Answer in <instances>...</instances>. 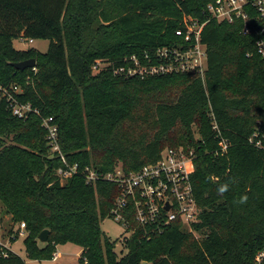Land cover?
Here are the masks:
<instances>
[{
    "label": "trees",
    "instance_id": "16d2710c",
    "mask_svg": "<svg viewBox=\"0 0 264 264\" xmlns=\"http://www.w3.org/2000/svg\"><path fill=\"white\" fill-rule=\"evenodd\" d=\"M210 1L0 0V85L18 86V100L39 111L18 118L0 100V207L15 226L25 223L27 257L51 259L58 244L71 242L81 248V264H256L264 248V63L255 33L210 18ZM184 16L205 22L203 78L113 72L126 57L182 42L176 31ZM20 37L50 43L45 53L18 50L13 40ZM27 59L33 68L11 65ZM97 60L110 64L94 72ZM42 117L53 118L67 162L78 164L65 181ZM212 117L228 142L224 153ZM178 147L192 152L201 208L193 230L201 238L177 223L160 231L142 226L129 206L131 233L121 234L125 253L118 257V239L105 236L100 223L112 218L119 189L102 179L87 183L83 169L120 166L129 174ZM44 229L49 235L41 243ZM8 234L17 237L14 228ZM0 264L25 261L8 250Z\"/></svg>",
    "mask_w": 264,
    "mask_h": 264
},
{
    "label": "built area",
    "instance_id": "2783aa9c",
    "mask_svg": "<svg viewBox=\"0 0 264 264\" xmlns=\"http://www.w3.org/2000/svg\"><path fill=\"white\" fill-rule=\"evenodd\" d=\"M210 18L227 23L238 22L244 35L254 32L256 35L255 51L264 63V0H212L205 8ZM255 21V24L252 21ZM183 28L176 34L182 42L172 46L157 47L153 53L144 52L140 56L131 55L114 67L115 74L125 77L146 78L157 75L188 73L204 77L207 69V49L201 41V31L205 22H199L191 16H184ZM110 63L97 60L93 66L96 72ZM21 90L16 85H0V100H5L12 115L27 118L30 113L39 114L30 103L18 100ZM213 118V117H212ZM42 126L47 134L50 152L59 157L62 165L56 170L61 181L67 180L78 171V164H69L60 148L58 125L52 117H42ZM212 129L219 138V150L227 151L228 142L222 137L218 124L212 119ZM255 136V135H253ZM260 146V142L255 143ZM192 152L185 153L182 147L164 149L158 160L142 166L138 171L125 174L118 166L114 171L100 173L90 166L83 169L87 183L98 179L114 183L119 193L111 209L112 219L124 227V237L129 236L130 224L124 213L133 210L135 221L142 226H154L155 230L177 223L188 232H194L193 224L200 220L199 207L192 190L189 164ZM17 237H25V223L21 222L14 229ZM11 234L8 238L13 237ZM123 237V238H124ZM122 238V239H123ZM1 241L0 254L10 250L8 242ZM11 251V250H10ZM59 253L54 252L53 260ZM264 248L255 256L256 264H262Z\"/></svg>",
    "mask_w": 264,
    "mask_h": 264
},
{
    "label": "rangeland",
    "instance_id": "374dc122",
    "mask_svg": "<svg viewBox=\"0 0 264 264\" xmlns=\"http://www.w3.org/2000/svg\"><path fill=\"white\" fill-rule=\"evenodd\" d=\"M50 41L47 39H28L24 37L16 38L13 40V45L18 50L35 49L41 53H45L48 49ZM101 230L108 238L115 240L118 239L115 246V251L117 256L120 257L125 253V249L121 246V239L124 232V227L119 222H116L112 218H105L100 223ZM15 229L16 226L10 220L9 216L4 214L2 208L0 207V234L1 241L7 243L9 240L10 229ZM192 235L196 239H200V233L194 231ZM24 237H16L12 241L8 242L9 248L12 252L24 259L25 264H81L79 261L81 255V248L75 243L67 242L63 244H58L55 247V252L59 253L57 260L51 259H32L26 256L25 246L23 242Z\"/></svg>",
    "mask_w": 264,
    "mask_h": 264
},
{
    "label": "water",
    "instance_id": "95a60500",
    "mask_svg": "<svg viewBox=\"0 0 264 264\" xmlns=\"http://www.w3.org/2000/svg\"><path fill=\"white\" fill-rule=\"evenodd\" d=\"M252 23L255 24V21L253 20ZM11 65L18 70H24L26 68H33L35 66V60L27 59V60L20 61V62H11ZM48 235H49L48 229L42 230L40 234L38 235L39 242L41 243L46 242L48 239Z\"/></svg>",
    "mask_w": 264,
    "mask_h": 264
},
{
    "label": "clouds",
    "instance_id": "9594fccd",
    "mask_svg": "<svg viewBox=\"0 0 264 264\" xmlns=\"http://www.w3.org/2000/svg\"><path fill=\"white\" fill-rule=\"evenodd\" d=\"M221 191H224V188H222Z\"/></svg>",
    "mask_w": 264,
    "mask_h": 264
}]
</instances>
